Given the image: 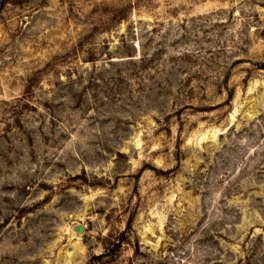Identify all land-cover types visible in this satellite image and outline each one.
<instances>
[{
	"label": "rangeland",
	"instance_id": "obj_1",
	"mask_svg": "<svg viewBox=\"0 0 264 264\" xmlns=\"http://www.w3.org/2000/svg\"><path fill=\"white\" fill-rule=\"evenodd\" d=\"M0 264H264V0H0Z\"/></svg>",
	"mask_w": 264,
	"mask_h": 264
},
{
	"label": "water",
	"instance_id": "obj_2",
	"mask_svg": "<svg viewBox=\"0 0 264 264\" xmlns=\"http://www.w3.org/2000/svg\"><path fill=\"white\" fill-rule=\"evenodd\" d=\"M75 231L82 233L84 231V226L83 225L76 226Z\"/></svg>",
	"mask_w": 264,
	"mask_h": 264
}]
</instances>
